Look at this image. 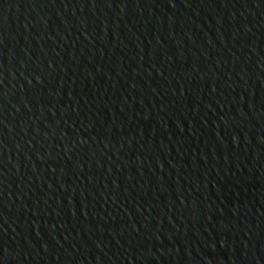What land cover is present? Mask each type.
Segmentation results:
<instances>
[{"label": "water", "instance_id": "1", "mask_svg": "<svg viewBox=\"0 0 264 264\" xmlns=\"http://www.w3.org/2000/svg\"><path fill=\"white\" fill-rule=\"evenodd\" d=\"M0 264H264V0H0Z\"/></svg>", "mask_w": 264, "mask_h": 264}]
</instances>
